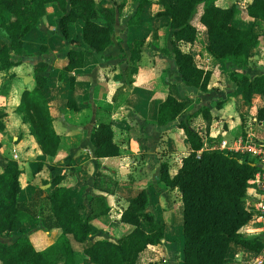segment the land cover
Returning <instances> with one entry per match:
<instances>
[{
    "label": "crops",
    "instance_id": "1",
    "mask_svg": "<svg viewBox=\"0 0 264 264\" xmlns=\"http://www.w3.org/2000/svg\"><path fill=\"white\" fill-rule=\"evenodd\" d=\"M103 6H115V18L111 33V43L102 51L86 52L84 65L75 73L73 87L66 78L58 79L55 69L67 63V50L70 47L85 48L81 37V20L68 23L69 38L65 41L57 25L58 16L46 14L40 22L24 37L27 52L22 61L0 70V114L4 129L0 131V168L7 159L17 161L21 172L18 181L21 199H34L47 196L52 190L53 178L61 175V185L72 187L74 200L84 206L83 212L90 210V198L102 195L109 206L106 213L90 219L92 232L79 246V264H94L86 258L82 247L103 237L116 238L128 231L132 225L120 219L128 199L119 189L106 192L94 186V175L101 171L115 178L120 186L133 183L134 188L143 187L148 193L147 209L157 220L165 224V234L161 242L148 244L139 252L135 264H182L183 248V207L178 187L170 188L159 179L160 161L166 160L169 173L176 172L181 158L190 150L184 130L178 125L179 118L167 124L157 122L158 103L168 93L172 83L179 97L192 100V107L181 117L201 105L212 108L209 135L201 150H220V141L234 146L236 139L246 133L261 135L257 110L264 105V95L253 92L249 101L242 97V88L232 82L225 73V65L219 62L204 47L197 36L193 45L199 49L194 61L212 70L208 90L202 91L182 82L172 55L164 50L171 49L173 28L168 19L156 12L162 6L156 0L144 3L138 23L129 24L128 18L135 12L136 0H96ZM252 0H212L211 3L227 7L235 3L232 23L241 28L259 33L260 40L251 51L249 67L240 69L253 76L264 71V20L248 14L247 5ZM121 3L119 8L116 4ZM204 3L196 7L194 22ZM5 40V35L0 36ZM135 38H143L140 57L135 61L136 72L131 73L130 47ZM47 45L41 55L40 43ZM181 49L187 50L188 42H179ZM14 56V55H13ZM15 58V57H13ZM47 65L45 73L48 84L44 92L48 98L52 124L60 135V144L53 156L44 155L29 131L21 113L14 110L20 101L24 88L35 84L34 70ZM22 75L32 78L24 82ZM68 99L80 104L77 109L68 108ZM98 121L110 122L113 138L118 143L117 155L96 157L90 140V131ZM126 190V189H125ZM256 191L248 185L243 205L252 216L239 231L243 236L262 242L259 251L252 250L238 242L229 243L226 260L236 264H264V219L256 216ZM37 217L28 216L15 228L27 231L29 239L37 249L52 243L61 229L52 227L44 230L35 227ZM44 230V232L40 231ZM5 235V233L3 234ZM76 251V248H75ZM76 253V252H75Z\"/></svg>",
    "mask_w": 264,
    "mask_h": 264
},
{
    "label": "trees",
    "instance_id": "2",
    "mask_svg": "<svg viewBox=\"0 0 264 264\" xmlns=\"http://www.w3.org/2000/svg\"><path fill=\"white\" fill-rule=\"evenodd\" d=\"M136 1V10L127 20L129 24L138 23L143 5L148 0ZM156 2L162 6L156 14L165 16L173 28L171 49L164 52L173 56L184 84L208 90L212 70L194 61L199 49L193 42L199 36L203 47L225 65L227 77L242 88L243 99L249 101L253 92L264 95V71L250 76L234 68L249 67L251 51L261 36L232 23L235 3L221 7L211 3L212 0ZM200 3H204L203 8L192 22ZM120 6L121 3L116 4L117 8ZM115 10V6H103L96 0H0V28L5 32V40L0 37V70L22 61L27 54L23 39L36 28L42 16H58L57 25L65 41H73L68 39V23L81 20V37L86 47H70L67 63L55 69L54 75L58 79L66 78L72 88L75 73L71 72L84 65L85 53L102 51L111 43ZM247 11L251 16L264 20V0H252L247 5ZM179 42H188L190 46L183 50ZM143 43V38H135L130 47L131 73L137 70L134 63L140 57ZM46 48L45 43H40L37 55L45 52ZM46 68L44 64L35 68V84L22 90L14 110L20 112L22 120L28 123L29 131L42 153L53 156L58 150L60 135L53 127L44 92L48 84ZM169 85L167 95L158 103L157 122L164 125L179 118L178 125L184 130L190 150L182 156L181 164L172 175L167 161H160L159 179L166 186L178 187L180 191L183 207L182 264H236L225 258L231 241L255 251L263 246L260 240L243 236L239 231L252 216L242 203L248 179L261 167L250 155L224 149L200 151L209 135L212 108L201 105L182 118L191 109L192 100L179 97L173 84ZM80 104L75 99L67 101L68 108L77 109ZM2 116L0 114V131L4 129ZM256 117L264 120V105L258 108ZM90 140L96 157L120 152L110 122L98 121L90 131ZM20 172L21 168L13 158L7 159L0 168V264H79L74 243H82L90 235L93 230L90 219L93 216L109 210L105 198L102 195L92 196L90 210L83 212L82 203L73 198L74 189L59 184L62 176L58 174L53 178L52 190L47 196L21 199ZM93 183L106 192L113 193L119 189L125 194L128 204L121 211L120 219L132 227L114 239L103 237L83 246L84 256L94 264H135L139 252L148 244L161 242L165 224L147 209L148 193L145 188H134L133 183L122 187L115 178L101 171L95 173ZM28 216L39 219L35 227L44 230L59 227V235L43 249H37L27 231L23 228L15 231Z\"/></svg>",
    "mask_w": 264,
    "mask_h": 264
},
{
    "label": "built area",
    "instance_id": "3",
    "mask_svg": "<svg viewBox=\"0 0 264 264\" xmlns=\"http://www.w3.org/2000/svg\"><path fill=\"white\" fill-rule=\"evenodd\" d=\"M261 135L246 133L236 139L234 146H227L225 140L220 141L221 149L253 156L259 163L264 164V122L260 123ZM249 185L256 191V216L264 219V167L258 169L248 179Z\"/></svg>",
    "mask_w": 264,
    "mask_h": 264
},
{
    "label": "rangeland",
    "instance_id": "4",
    "mask_svg": "<svg viewBox=\"0 0 264 264\" xmlns=\"http://www.w3.org/2000/svg\"><path fill=\"white\" fill-rule=\"evenodd\" d=\"M1 35H5V32H4V30L2 29V28H0V36ZM40 231H42V232H44V230H42V229H40ZM76 248V254H77V257H78V255L80 256L81 255V251H80V247L79 246H76L75 247Z\"/></svg>",
    "mask_w": 264,
    "mask_h": 264
},
{
    "label": "water",
    "instance_id": "5",
    "mask_svg": "<svg viewBox=\"0 0 264 264\" xmlns=\"http://www.w3.org/2000/svg\"><path fill=\"white\" fill-rule=\"evenodd\" d=\"M32 77L30 76V75H22V79H23V81L26 83V82H28V80H30ZM257 165L258 166H260V167H264V164H261V163H257Z\"/></svg>",
    "mask_w": 264,
    "mask_h": 264
}]
</instances>
